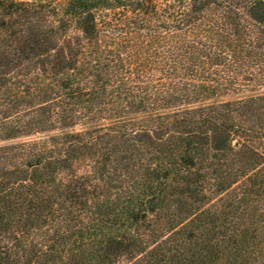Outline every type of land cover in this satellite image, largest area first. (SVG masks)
<instances>
[{"label":"trees","instance_id":"16d2710c","mask_svg":"<svg viewBox=\"0 0 264 264\" xmlns=\"http://www.w3.org/2000/svg\"><path fill=\"white\" fill-rule=\"evenodd\" d=\"M264 0H0V264H264Z\"/></svg>","mask_w":264,"mask_h":264},{"label":"rangeland","instance_id":"374dc122","mask_svg":"<svg viewBox=\"0 0 264 264\" xmlns=\"http://www.w3.org/2000/svg\"><path fill=\"white\" fill-rule=\"evenodd\" d=\"M258 90V92H264V87H259V88H257Z\"/></svg>","mask_w":264,"mask_h":264}]
</instances>
